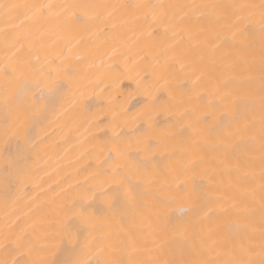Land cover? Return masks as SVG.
<instances>
[{
  "label": "bare ground",
  "instance_id": "bare-ground-1",
  "mask_svg": "<svg viewBox=\"0 0 264 264\" xmlns=\"http://www.w3.org/2000/svg\"><path fill=\"white\" fill-rule=\"evenodd\" d=\"M262 2L0 0L54 6L39 19H29L27 9L12 17L0 10V245L25 234L43 237L72 202L84 201L105 218L109 242L133 258L214 264L231 259V247L243 243L254 249L243 258L260 264ZM237 5L256 7L244 9L246 18L233 26ZM17 58L31 68L6 76L5 67ZM49 70L65 84L63 101L30 129L27 141L6 145V125L15 118V104L5 100L6 81L7 94L17 93L35 110L36 89L26 96L18 90ZM236 110L241 116L233 120ZM18 148L30 157L22 179L6 166ZM129 185L136 190L133 203L123 196ZM192 245L202 251L194 254ZM13 258L0 247V260L11 264Z\"/></svg>",
  "mask_w": 264,
  "mask_h": 264
},
{
  "label": "snow or ice",
  "instance_id": "snow-or-ice-1",
  "mask_svg": "<svg viewBox=\"0 0 264 264\" xmlns=\"http://www.w3.org/2000/svg\"><path fill=\"white\" fill-rule=\"evenodd\" d=\"M54 6L51 4H20V3H0V10L3 11L5 17H12L14 14L19 15L21 9L28 10L29 19H39L46 15V10L51 11ZM70 6L64 5L63 8L67 9ZM133 8H155L154 5H133ZM163 7V6H161ZM192 7H201L194 5ZM203 7H209L207 5ZM216 7V6H211ZM240 9V13L236 16V21L233 26L238 25L246 17L243 14V10L247 8L256 7L255 5H237L234 6ZM260 17L262 31H264V2L260 5ZM166 13L161 14V22ZM147 17V13H145ZM155 19V18H154ZM23 23V21H21ZM16 54L13 53V57ZM31 68L24 58L14 59L10 68L5 67L4 73L6 76H17L18 73L23 72ZM7 87H11V81H6ZM7 87L5 89L6 103L11 101L15 104V118L10 126L6 125L5 129V144L7 145L12 140L27 141L29 138V131L33 127H38L40 122L47 118V114L51 111H55L61 104L65 96V84L53 75L52 70H49L46 74L42 73L40 78L23 82V95H27L33 88L36 92H31L33 102L35 97L39 94V106L35 110L32 109V105H26L22 98H19L17 93H13L11 96L7 94ZM235 103V101H233ZM11 106V105H9ZM183 116L184 113H181ZM232 119L236 120L238 116H241L239 110L231 113ZM246 119V117H242ZM264 123V121H262ZM197 125H182L183 130H188ZM224 142V141H222ZM264 147V145H262ZM110 158V157H109ZM28 157L22 148H18L15 153H10L6 157V166L12 172H18L22 179L25 170L28 167ZM123 184V181L120 182ZM119 187V185H118ZM111 192V189L106 190L107 193ZM118 193H114L109 201V208L112 207V202L117 198ZM123 196L129 203H133L136 197V190L131 186H127L123 190ZM91 204L89 202H72L69 205L68 211L65 212V218L59 223L58 226H54L53 230L47 232L43 237H34L27 234L17 237L15 239L6 238V242L0 247H3L14 258L11 264H160V261L156 259L144 260L141 258H133L132 254L127 252L125 248L121 247L117 249L112 245L110 240V233L107 232L104 223V217L97 216L89 209ZM201 209L194 208L193 212L199 214ZM264 235V234H262ZM243 239V238H242ZM170 243L168 241L165 242ZM216 243V242H214ZM219 247V244H216ZM164 244L160 245L162 249ZM27 249V252L22 251ZM190 250L196 254L198 251L195 245L190 246ZM142 251L140 248H133V252ZM254 249L251 244L247 247L243 243L237 247L233 245L229 250L231 259L222 260L217 259L214 264H255L251 259H244V256L252 254ZM119 252V256L117 253ZM16 253H20L21 256H35L28 261H22L16 259ZM262 257H264V246L261 248ZM127 255L128 259H122L121 256ZM220 253H217L219 256ZM60 256H64L60 259ZM87 257V258H85ZM0 264H9L8 260H0ZM163 264H213V261L200 259V260H184V259H169L165 260ZM260 264H264V258L260 260Z\"/></svg>",
  "mask_w": 264,
  "mask_h": 264
}]
</instances>
